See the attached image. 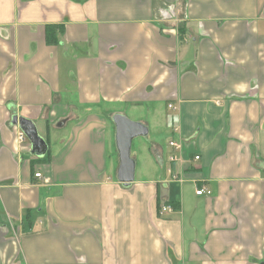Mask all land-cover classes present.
I'll return each mask as SVG.
<instances>
[{"label":"crops","instance_id":"0c3cea01","mask_svg":"<svg viewBox=\"0 0 264 264\" xmlns=\"http://www.w3.org/2000/svg\"><path fill=\"white\" fill-rule=\"evenodd\" d=\"M0 264H264V0H0Z\"/></svg>","mask_w":264,"mask_h":264},{"label":"water","instance_id":"95a60500","mask_svg":"<svg viewBox=\"0 0 264 264\" xmlns=\"http://www.w3.org/2000/svg\"><path fill=\"white\" fill-rule=\"evenodd\" d=\"M115 142L119 156L117 180L128 187L135 179L136 162L132 158V144L136 138L148 136L149 130L144 124L131 121L125 116L115 115ZM13 124L18 125L31 144L32 154L43 157L48 151V144L38 134L35 124L25 118H15Z\"/></svg>","mask_w":264,"mask_h":264},{"label":"built area","instance_id":"2783aa9c","mask_svg":"<svg viewBox=\"0 0 264 264\" xmlns=\"http://www.w3.org/2000/svg\"><path fill=\"white\" fill-rule=\"evenodd\" d=\"M169 107L172 108L171 105ZM18 139L22 143L27 141V137L25 136V134L22 131H20V133L18 135ZM169 146L172 148L173 153L168 157L169 167L167 169V172L170 175L171 180L181 182V175H179L178 172L173 167V166H175V164H177L180 161L179 151L181 149V145L177 141L171 140L169 142ZM195 160H199V156L195 157ZM35 176L37 178H41L40 173L36 174ZM211 194H212L211 190L206 188V187H202L201 189H197V191H196L197 196H203V195L209 196ZM172 211H173V208L171 206H163L160 210V213L166 214V213H170Z\"/></svg>","mask_w":264,"mask_h":264},{"label":"trees","instance_id":"16d2710c","mask_svg":"<svg viewBox=\"0 0 264 264\" xmlns=\"http://www.w3.org/2000/svg\"><path fill=\"white\" fill-rule=\"evenodd\" d=\"M47 40H48L49 43H54L53 38L51 36H49V35L47 36Z\"/></svg>","mask_w":264,"mask_h":264},{"label":"rangeland","instance_id":"374dc122","mask_svg":"<svg viewBox=\"0 0 264 264\" xmlns=\"http://www.w3.org/2000/svg\"><path fill=\"white\" fill-rule=\"evenodd\" d=\"M140 138H142V137H140ZM135 140H137V139H135ZM137 141H135V143H136Z\"/></svg>","mask_w":264,"mask_h":264}]
</instances>
